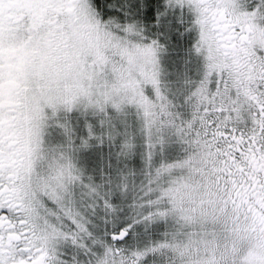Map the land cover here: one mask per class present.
Masks as SVG:
<instances>
[{"label": "snow or ice", "instance_id": "6c2138e0", "mask_svg": "<svg viewBox=\"0 0 264 264\" xmlns=\"http://www.w3.org/2000/svg\"><path fill=\"white\" fill-rule=\"evenodd\" d=\"M0 264H264V0H0Z\"/></svg>", "mask_w": 264, "mask_h": 264}]
</instances>
